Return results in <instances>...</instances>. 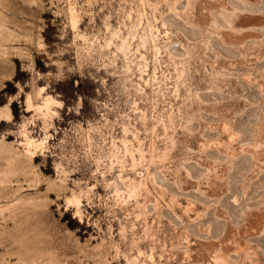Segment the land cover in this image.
<instances>
[{
	"label": "rangeland",
	"instance_id": "1",
	"mask_svg": "<svg viewBox=\"0 0 264 264\" xmlns=\"http://www.w3.org/2000/svg\"><path fill=\"white\" fill-rule=\"evenodd\" d=\"M0 111V264H264V0H0Z\"/></svg>",
	"mask_w": 264,
	"mask_h": 264
},
{
	"label": "clouds",
	"instance_id": "2",
	"mask_svg": "<svg viewBox=\"0 0 264 264\" xmlns=\"http://www.w3.org/2000/svg\"><path fill=\"white\" fill-rule=\"evenodd\" d=\"M16 87L19 88L20 87L19 84H16ZM16 100L17 101L19 100V93L17 94ZM52 103H54V101L45 102V104L43 105L42 108H37V111H44L45 109H48L50 111V104H52ZM25 104H26V109L25 110H30L32 108V103H31V99L30 98H28L26 100ZM11 119L12 118H11L10 115L8 117L0 116V120H4V121H7V122H11ZM28 146H29V148L35 147L37 150H40V149L43 148V144L42 143L37 145V144H35L34 141H30ZM32 154L35 155L36 153L33 152ZM66 203L68 205H73L74 204L76 206H79V201L78 200L67 201ZM74 218H76V217L74 216ZM216 264H219V262L217 261Z\"/></svg>",
	"mask_w": 264,
	"mask_h": 264
},
{
	"label": "bare ground",
	"instance_id": "3",
	"mask_svg": "<svg viewBox=\"0 0 264 264\" xmlns=\"http://www.w3.org/2000/svg\"><path fill=\"white\" fill-rule=\"evenodd\" d=\"M0 116H3V113L0 111Z\"/></svg>",
	"mask_w": 264,
	"mask_h": 264
}]
</instances>
